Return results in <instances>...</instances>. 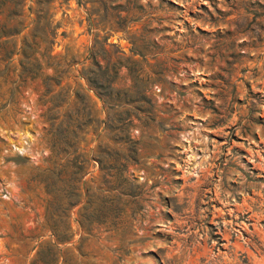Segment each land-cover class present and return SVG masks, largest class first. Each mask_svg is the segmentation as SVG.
I'll return each instance as SVG.
<instances>
[{"label": "rangeland", "instance_id": "rangeland-1", "mask_svg": "<svg viewBox=\"0 0 264 264\" xmlns=\"http://www.w3.org/2000/svg\"><path fill=\"white\" fill-rule=\"evenodd\" d=\"M5 5L0 264H264V0H22L9 39ZM35 43L61 67L49 95L22 74ZM59 125L76 146L56 157ZM130 147L117 188L98 159Z\"/></svg>", "mask_w": 264, "mask_h": 264}, {"label": "trees", "instance_id": "trees-1", "mask_svg": "<svg viewBox=\"0 0 264 264\" xmlns=\"http://www.w3.org/2000/svg\"><path fill=\"white\" fill-rule=\"evenodd\" d=\"M9 3L13 9L7 10L6 13V20L7 22L10 21L12 22V25H10V27H8V29H6V31H3L1 34L2 36L6 37L7 39H9V37H12L16 34L19 33L22 25V0H8L7 2H2L0 3V15L3 14V8H5V4ZM43 5L40 6V8L38 9V11H36L38 17L40 20H42L43 23V36H47L50 35L51 36V40L49 41V48L51 47L52 49V45L54 43V37H55V27H51V23H50V19L51 17L48 15V10L46 8V1L44 3H42ZM9 40H6L4 43H8ZM42 42L46 43L45 38L42 39ZM35 46V50H33V52L31 53V55H28L25 52V48L22 50L23 51V56L24 59L21 61V68H22V74H24L26 76V78L30 81H33L35 79H40L42 81V84H44L46 90L45 93L46 95H49L51 93V89L52 87L49 85V81L55 80V84H59L58 82V75H60L61 71H59V66L54 65L53 63H51L50 60V53L49 56H46L44 53H41V51H39V47L38 44H34ZM50 49V51H51ZM10 53L9 52H5L2 55V61L7 62V64L10 62ZM44 69H52L53 71V75H47L44 74ZM90 83H91V79H90ZM94 87H95V83H91ZM20 85H17L16 87L12 88L10 90V96L11 98H13L14 92H17L18 88ZM95 88H99L98 83L96 84ZM100 96L101 93H99ZM73 137L76 136V133H72ZM68 133H67V129H62V125H59L57 127V129L55 130V132L53 133V137H54V141L53 144L51 146L52 148V154H54L56 157L60 156V155H65L68 151V149L72 146H76V142L74 140H69L67 138ZM73 142V143H72ZM75 142V143H74ZM131 150V154L129 155V157H121V158H117V157H108L111 159L112 164L109 165H105V163H103L102 159H98L99 165H100V170L101 171H106L108 172L109 170H115L116 171V183H117V188H122V184L124 182H126V178H124L122 176V173L125 172L126 166L129 163H136V151H134L133 147H130ZM75 151H76V147H75ZM77 162L72 164L74 171L72 173L73 175V181L76 182V180H78L82 175H84V169L87 163V160L84 159L83 157L77 156ZM9 161H13L15 165H21L23 163V160L20 156L14 157L12 159H10ZM62 171L60 170L58 172L59 175H61ZM77 178V179H76ZM68 197L70 199L73 200H69L67 199V205L71 206L74 204V202H76L77 198H78V194L76 192V187L73 186L71 187V190L68 193ZM98 223V220L96 221ZM99 223H102L101 221H99ZM52 232L54 233V236L56 238L57 241L62 242L64 240H66L67 236H66V231L59 229L57 226L52 228ZM40 262L42 264H52L54 262V257L53 259H40Z\"/></svg>", "mask_w": 264, "mask_h": 264}]
</instances>
